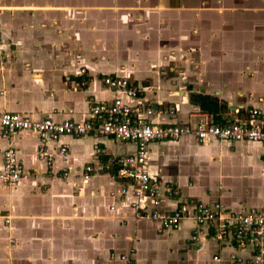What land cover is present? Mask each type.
Masks as SVG:
<instances>
[{
	"label": "crops",
	"instance_id": "0c3cea01",
	"mask_svg": "<svg viewBox=\"0 0 264 264\" xmlns=\"http://www.w3.org/2000/svg\"><path fill=\"white\" fill-rule=\"evenodd\" d=\"M0 49V112L32 121L82 122L97 102L135 103L107 88L105 75L129 79L144 102L165 109L142 114L152 123L236 120L264 106V0H0ZM201 88L218 97V113L188 102L186 92ZM39 143L31 130L0 136L25 174L14 186L0 181V264H124L117 255L130 250V264L254 257L249 242L238 247L232 238L194 246L188 220L163 228L138 217L131 184L110 163L134 153L133 142L65 134L46 143L52 158L40 156ZM63 144L65 159L56 153ZM148 162L152 182L180 191L159 210L197 202L234 214L264 208V143L182 135L150 143Z\"/></svg>",
	"mask_w": 264,
	"mask_h": 264
},
{
	"label": "built area",
	"instance_id": "2783aa9c",
	"mask_svg": "<svg viewBox=\"0 0 264 264\" xmlns=\"http://www.w3.org/2000/svg\"><path fill=\"white\" fill-rule=\"evenodd\" d=\"M1 52L0 49V54ZM103 84L121 95L132 98L135 103L129 104L121 97L97 102L91 107V119L82 122L73 120L58 122L52 118L32 121L17 113L0 112V136L6 138L20 130L36 132L40 139L38 151L42 158L55 157L46 151V143L65 134L81 136L94 132L101 136H113L122 141L133 142L134 153L116 160L111 158L110 163L117 164L115 175L131 184L134 196L132 207L138 217L157 220L163 228H177L182 221L188 220L192 224L190 242L194 246L207 238L218 241L232 238L238 247L249 242L255 252L249 264H264V208L234 214L226 211L219 202L213 205L197 202L193 207L181 203L172 210H159L157 207L163 199L179 196L180 191L164 182H152L148 162L150 143L166 139L175 140L182 135L194 136L201 142L215 138L264 143V106L249 108L244 117L236 120L215 121L208 114H204L194 125L159 124L152 123L142 114L147 116L161 114L165 109L144 102L140 89L129 79L105 75ZM100 151L97 149V152ZM56 153L65 159L67 146L60 145ZM0 162V181L4 184L14 186L25 176L13 148L0 149ZM85 169L84 180H88L91 166H86ZM126 191L127 187L123 186L121 192ZM5 224H8V219L5 220ZM206 225L209 226V230L205 231ZM131 252L120 253L117 257L124 264H130ZM112 256L114 257V254ZM236 259L241 261L240 257ZM114 260L113 258L110 264H114Z\"/></svg>",
	"mask_w": 264,
	"mask_h": 264
},
{
	"label": "water",
	"instance_id": "95a60500",
	"mask_svg": "<svg viewBox=\"0 0 264 264\" xmlns=\"http://www.w3.org/2000/svg\"><path fill=\"white\" fill-rule=\"evenodd\" d=\"M188 102L197 106L200 110L209 111L211 113L219 112V99L215 94H209L204 89H191L186 92Z\"/></svg>",
	"mask_w": 264,
	"mask_h": 264
}]
</instances>
